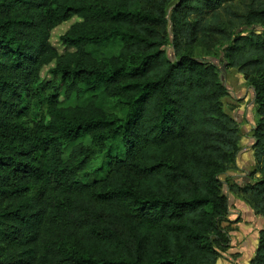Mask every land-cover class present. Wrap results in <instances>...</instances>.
Segmentation results:
<instances>
[{
  "label": "trees",
  "instance_id": "obj_1",
  "mask_svg": "<svg viewBox=\"0 0 264 264\" xmlns=\"http://www.w3.org/2000/svg\"><path fill=\"white\" fill-rule=\"evenodd\" d=\"M239 1L0 0V264H216L242 136L223 65L254 90L259 174L229 187L264 218V0Z\"/></svg>",
  "mask_w": 264,
  "mask_h": 264
},
{
  "label": "rangeland",
  "instance_id": "obj_2",
  "mask_svg": "<svg viewBox=\"0 0 264 264\" xmlns=\"http://www.w3.org/2000/svg\"><path fill=\"white\" fill-rule=\"evenodd\" d=\"M242 2L243 0L236 2V7L242 8ZM74 21L75 17L68 22L58 25L51 32L50 42L52 45L59 47L58 51L60 53H63L64 48L60 47L59 38ZM220 49L221 47L217 46L215 51H208L204 45L197 43L194 49V54L204 57H218ZM218 63L220 62L218 61ZM223 63H220V65L222 66ZM53 66L54 64L46 66L42 72V76L46 81L53 78V75L51 74V67ZM221 69L223 70L222 78L225 86L229 90V94L222 100V105L224 110L238 121L241 129L242 136L238 153L241 163L245 166V170H238L236 168L235 170H229L220 176V179L223 182L222 191L228 198L230 213L227 215V219L221 223V226L228 233V241L223 248H219L220 257L216 264H239V262L245 264V259L252 249L253 240L251 234L253 235L258 228L263 227L264 225L262 226L261 219L255 218V220H249L247 217H243L242 212H244V209L246 210L245 206H249L241 199L243 198V195L238 191H233L229 186L233 187L236 186L235 184H240L244 181L248 183L252 181L253 178L259 176V174L256 173L255 176L251 177V172L254 170V159L253 153H250V155L247 153L248 149H251L252 144L250 145V143L253 141L252 137V140L249 138V136H251L250 130L255 124L253 103L254 90L247 84L242 72L238 71L237 68L221 67ZM61 103L65 105L69 102L63 99L61 100ZM33 109L34 111H32L31 115L28 117L29 123H33L32 117L34 113L40 114L41 112V110H38L37 106L33 107L31 110ZM251 157L253 159L252 165L248 163V161L251 160ZM247 164H250V166L248 167ZM99 173L101 172L99 171ZM236 199H240L244 203H241V205L239 202L237 203ZM249 214L252 215L253 213ZM249 225L253 226V229H251ZM241 256L244 258H240Z\"/></svg>",
  "mask_w": 264,
  "mask_h": 264
},
{
  "label": "crops",
  "instance_id": "obj_3",
  "mask_svg": "<svg viewBox=\"0 0 264 264\" xmlns=\"http://www.w3.org/2000/svg\"><path fill=\"white\" fill-rule=\"evenodd\" d=\"M241 114H242V112H241ZM249 138H250V140H252V138H251V136H249ZM252 142L253 141H251V143H250V145L252 144ZM242 143V142H241ZM250 150V151H249ZM247 153L250 155V153H252V151H251V149L249 148L248 149V151H247ZM248 163H250L251 165L253 164V159H252V157H251V160H249L248 161ZM250 164H247V166L249 167L250 166ZM236 168L238 169V170H245V166L241 163V161H240V157H239V153L237 154V158H236ZM247 182H242V183H240L239 185H245ZM236 201H237V203L239 202V204H241V203H244L243 201H241L240 199H236ZM242 205V204H241ZM244 205V204H243ZM246 207V210L244 209V212H242V215H243V217L245 218V217H247L249 220L251 219V220H255V218L257 219H261V221H262V226L264 225V218H262V217H260L259 215H256L254 212H253V210L250 208V207H247V206H245ZM230 211V210H229ZM250 211V212H249ZM230 213V212H229ZM249 213H253L252 215L251 214H249ZM245 215V216H244ZM252 225V224H251ZM251 225H249L250 226V228L251 229H253V226H251ZM249 228V229H250ZM260 228H262V227H260ZM260 228H258L256 231H255V233L252 235L251 234V237H252V240H253V244H252V249H251V251L249 252V254H248V256H247V258L245 259V264L246 263H248V261L251 259V257L253 256V254H254V251H255V248H256V244H257V238H258V230L260 229ZM248 230V229H247ZM246 230V231H247ZM243 256H244V254H243ZM243 256H241L240 258H244ZM239 260V259H238ZM239 264H242V262H239Z\"/></svg>",
  "mask_w": 264,
  "mask_h": 264
},
{
  "label": "water",
  "instance_id": "obj_4",
  "mask_svg": "<svg viewBox=\"0 0 264 264\" xmlns=\"http://www.w3.org/2000/svg\"><path fill=\"white\" fill-rule=\"evenodd\" d=\"M213 61L217 62L218 63V59H215L213 58ZM222 68H224V65L222 66ZM222 81H223V78L221 77Z\"/></svg>",
  "mask_w": 264,
  "mask_h": 264
}]
</instances>
